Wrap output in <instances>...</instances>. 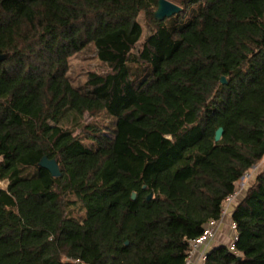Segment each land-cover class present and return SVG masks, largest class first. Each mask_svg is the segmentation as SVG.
I'll use <instances>...</instances> for the list:
<instances>
[{
	"label": "trees",
	"instance_id": "16d2710c",
	"mask_svg": "<svg viewBox=\"0 0 264 264\" xmlns=\"http://www.w3.org/2000/svg\"><path fill=\"white\" fill-rule=\"evenodd\" d=\"M168 1L159 22V0H0V264H186L264 159V0ZM88 47L110 69L75 87ZM102 113L90 145L63 127ZM231 211L204 264H264V170Z\"/></svg>",
	"mask_w": 264,
	"mask_h": 264
},
{
	"label": "rangeland",
	"instance_id": "374dc122",
	"mask_svg": "<svg viewBox=\"0 0 264 264\" xmlns=\"http://www.w3.org/2000/svg\"><path fill=\"white\" fill-rule=\"evenodd\" d=\"M194 10H190L187 15V19H190L194 15ZM139 22L141 23L143 30H144V38L154 30V26L150 23L148 18L144 13H141L139 16ZM143 41L140 42L137 46L135 52L139 51L140 47L142 46ZM69 73L68 76L75 87L83 86L91 73H99V74H106L109 72V67L106 64H103L99 61L98 56L96 54V50L94 47H88L83 52L74 55L69 60ZM115 119L107 115L106 113H102L98 116H91L89 114L84 115L82 119H67L63 123V127L67 130L73 132L74 136H78L80 139L84 141L85 144L90 145V142L84 137L85 133H83V128L87 126L98 127L103 130L104 134L112 137V129L114 128ZM264 159L257 165L256 170H250L247 174L249 175L248 178H244L240 180L236 184V190L238 192V196L233 203L230 205L227 204V216L224 219V235L228 238H233L235 236V229L233 228L231 214L232 209L236 205L237 202L240 201L248 192L250 187L256 181L258 175L264 170ZM263 169V170H262ZM5 181H0V188H7ZM74 200V198L70 199ZM225 204V205H226ZM72 214L76 218L82 219L84 217V213L79 211V207H70ZM220 231V233L222 232ZM231 242V241H230Z\"/></svg>",
	"mask_w": 264,
	"mask_h": 264
},
{
	"label": "water",
	"instance_id": "95a60500",
	"mask_svg": "<svg viewBox=\"0 0 264 264\" xmlns=\"http://www.w3.org/2000/svg\"><path fill=\"white\" fill-rule=\"evenodd\" d=\"M183 12V9L179 7L178 5L168 1V0H159L158 7L156 11L154 12V18L155 20L162 22L165 19L171 18L175 15L181 14ZM7 59V56H0V62ZM222 84H226V79H221ZM224 135V129L219 128L215 134V141L220 142ZM40 166L47 171H49L54 178H59L61 176V171L59 168V165L56 160L49 159L47 156H45L42 161L40 162ZM143 189H146V186H143ZM154 194L151 193L148 196V201L153 199ZM137 198V193L132 194V199L135 200ZM128 244V243H127Z\"/></svg>",
	"mask_w": 264,
	"mask_h": 264
},
{
	"label": "built area",
	"instance_id": "2783aa9c",
	"mask_svg": "<svg viewBox=\"0 0 264 264\" xmlns=\"http://www.w3.org/2000/svg\"><path fill=\"white\" fill-rule=\"evenodd\" d=\"M256 167H257V165L254 168H252L251 170L252 171L256 170ZM247 173L241 178V180H243L245 177L246 178L249 177V175ZM238 195L239 194H238L237 190H235L234 194L226 199L225 204L227 203V204L230 205L231 203H233ZM225 204L223 206L221 220L219 222H215V221L211 222L206 227V229L204 231V234L200 238H198L197 240H195V241H193L191 243V251H190V255H189L188 259H187V263L186 264H192L193 255L195 253H197L200 248H204V250H205L204 253L200 254V259L202 260L203 263L205 262L206 257L208 255L207 249L211 246V244L213 243V241L217 237V234H218L222 224L224 223V219L227 216V213H228L227 209H226L227 208V204L226 205ZM232 225H233V228L235 229V225L234 224H232ZM237 240H238V238L235 235L234 236V242H236ZM232 249H233V247H232Z\"/></svg>",
	"mask_w": 264,
	"mask_h": 264
},
{
	"label": "crops",
	"instance_id": "0c3cea01",
	"mask_svg": "<svg viewBox=\"0 0 264 264\" xmlns=\"http://www.w3.org/2000/svg\"><path fill=\"white\" fill-rule=\"evenodd\" d=\"M4 181H5L4 183L7 182L5 185H6V187H8L9 181L8 180H4ZM4 189H6V188H4ZM223 228H224V223L222 224V226H221V228L217 234V237L215 238V240L213 241L211 246L207 249L208 252L215 246H219L220 244L228 245L230 243L231 238H228L227 236L224 235V231L222 230ZM221 230H222V232L220 233ZM204 252H205L204 248H200L199 251L193 255L192 264H204L202 262V260L200 259V254H202Z\"/></svg>",
	"mask_w": 264,
	"mask_h": 264
}]
</instances>
